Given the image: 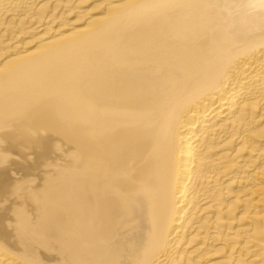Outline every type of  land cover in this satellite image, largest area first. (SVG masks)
Here are the masks:
<instances>
[{
    "label": "bare ground",
    "instance_id": "bare-ground-1",
    "mask_svg": "<svg viewBox=\"0 0 264 264\" xmlns=\"http://www.w3.org/2000/svg\"><path fill=\"white\" fill-rule=\"evenodd\" d=\"M0 264H264V0H0Z\"/></svg>",
    "mask_w": 264,
    "mask_h": 264
}]
</instances>
